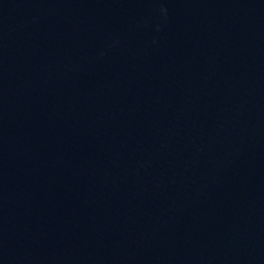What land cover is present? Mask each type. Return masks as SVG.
I'll list each match as a JSON object with an SVG mask.
<instances>
[{
  "label": "water",
  "instance_id": "obj_1",
  "mask_svg": "<svg viewBox=\"0 0 264 264\" xmlns=\"http://www.w3.org/2000/svg\"><path fill=\"white\" fill-rule=\"evenodd\" d=\"M0 264H264V0H0Z\"/></svg>",
  "mask_w": 264,
  "mask_h": 264
}]
</instances>
